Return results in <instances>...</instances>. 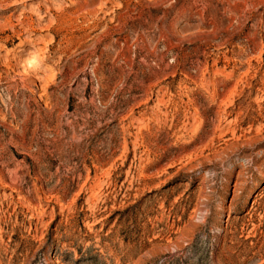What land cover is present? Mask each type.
Masks as SVG:
<instances>
[{
    "label": "rangeland",
    "instance_id": "374dc122",
    "mask_svg": "<svg viewBox=\"0 0 264 264\" xmlns=\"http://www.w3.org/2000/svg\"><path fill=\"white\" fill-rule=\"evenodd\" d=\"M0 264H264V0H0Z\"/></svg>",
    "mask_w": 264,
    "mask_h": 264
},
{
    "label": "bare ground",
    "instance_id": "6f19581e",
    "mask_svg": "<svg viewBox=\"0 0 264 264\" xmlns=\"http://www.w3.org/2000/svg\"><path fill=\"white\" fill-rule=\"evenodd\" d=\"M27 66H28L27 64L22 65V67H27Z\"/></svg>",
    "mask_w": 264,
    "mask_h": 264
}]
</instances>
